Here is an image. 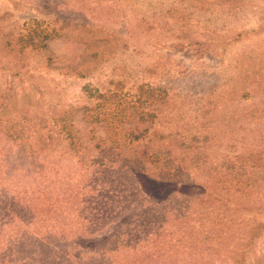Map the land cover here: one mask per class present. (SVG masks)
Wrapping results in <instances>:
<instances>
[{
	"label": "trees",
	"instance_id": "1",
	"mask_svg": "<svg viewBox=\"0 0 264 264\" xmlns=\"http://www.w3.org/2000/svg\"><path fill=\"white\" fill-rule=\"evenodd\" d=\"M167 1L144 12L131 10L123 18L128 32L162 33L167 37L163 44L170 39L172 45L198 56L215 50L216 33L226 26L217 29L216 21L245 9L244 0ZM47 17L49 34L28 36L27 54L33 59L27 65L29 73L55 65L58 71L93 79L113 58L132 51L142 54L139 48L131 50L132 37L126 33L54 14ZM230 35V43L242 38L233 31ZM52 37L86 46L78 57L55 55L46 42ZM104 82L106 86H84V100L68 105L64 114L69 118L64 120L43 117L41 124L28 108L21 115H0L6 140L30 158L20 190L10 185L8 189L0 179V264H223L229 246L248 228L252 233L247 245L254 246L264 224L241 228L244 225L237 223L240 220L229 207L236 203L252 214L264 210L261 201L256 205L253 200L254 188L264 191V146L213 157V152L202 149L215 139L212 126L182 128L184 102L169 111V118L161 108L167 106L164 89L152 88L151 82L134 84L136 92L127 94L121 82ZM105 113L109 117L104 125L110 132L98 135L97 123ZM128 118L134 126L124 128ZM244 139L240 135L223 150L235 152ZM66 159L75 162L76 170L66 165ZM135 177L159 187L156 196L147 193L155 196L151 204L143 201L145 186L135 185ZM177 184L203 194L182 198ZM161 195L175 196L170 198L173 206L170 200L161 201Z\"/></svg>",
	"mask_w": 264,
	"mask_h": 264
},
{
	"label": "rangeland",
	"instance_id": "2",
	"mask_svg": "<svg viewBox=\"0 0 264 264\" xmlns=\"http://www.w3.org/2000/svg\"><path fill=\"white\" fill-rule=\"evenodd\" d=\"M159 1L167 0H0L1 118H9L15 113L21 115V111L28 108L41 124L44 122L43 117L60 121L69 118L64 114L68 105L80 104L84 100V86H106L104 80H114L121 82L124 92L134 94V84L151 82L152 88L164 89L168 95L165 98L167 106L164 104L161 108L169 114V118V111L173 113L184 102L185 108L180 110V116L184 112L186 117L182 123L184 130L193 131L198 123L205 124L204 128L212 126L211 135L215 139L208 140L207 145L202 147L206 153L213 152L211 156L218 157L226 152L235 155L236 152L245 153L246 148L253 145L264 146V0H244L245 9L242 14L230 13L226 19L219 18L216 21L217 29L225 24L224 31L216 33L217 40L213 45L215 50L203 56H198L197 52L186 47L172 45L175 43L171 44L170 39L167 45L163 44L167 37L162 33L141 36L136 31L128 32L129 25H125L123 18L129 16L131 10L135 13L158 7L155 4ZM48 14L104 25L107 29L126 33L132 37L129 40L131 50L133 47L139 48L142 54L135 55L132 51L113 58L105 64L104 71L93 79L68 74L64 70L58 71L55 65L50 69L29 73L27 65L33 59L27 54L30 46L27 45L28 36L30 33L40 35L42 31L49 34L51 28L47 23L50 21ZM69 27L72 29L74 25ZM232 31L240 33L242 38L230 43L228 39ZM46 42L55 55L78 57L86 46L85 43L69 42L65 38L52 37ZM146 68H150L149 72H146ZM195 104L199 107L194 108ZM107 114L101 115L97 123L98 135L110 132L104 125L106 117H109ZM131 120H124L123 127H133ZM238 127L241 130L233 133L232 130ZM244 129H247L246 132ZM240 135L245 138V142L237 141L235 152L223 150L225 144H230ZM119 140H122L120 135ZM173 148L179 153L178 148ZM28 160L30 158L24 151L6 140L0 127V179L4 180L8 189L10 186L18 190L24 187ZM65 162H68L66 165L69 164L72 170H76L75 162L71 159ZM134 180L135 185L145 186L141 195L146 204H151L153 197L160 193L159 187L153 181L139 180L138 177ZM176 186V193H181L182 198L203 194L188 184ZM254 191H257L253 199L255 204L261 201L264 205V191L261 193L258 188H254ZM160 198L161 201H169L170 198L174 200L175 196L168 198L161 195ZM229 208L233 209L230 212L233 217L240 220L237 223L244 225L241 228L264 224V210L260 214H252L236 203H230ZM244 231L229 246L227 255H223V264H237L242 260L244 252L247 255L239 264H264V229L254 246L247 245L252 232L249 233L248 228L246 235Z\"/></svg>",
	"mask_w": 264,
	"mask_h": 264
}]
</instances>
